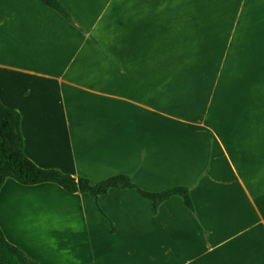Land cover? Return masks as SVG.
<instances>
[{
	"label": "crops",
	"instance_id": "1",
	"mask_svg": "<svg viewBox=\"0 0 264 264\" xmlns=\"http://www.w3.org/2000/svg\"><path fill=\"white\" fill-rule=\"evenodd\" d=\"M59 1L76 25L0 0V102L25 155L92 185L188 187L194 213L110 190L112 232L88 195L6 179V240L36 264H264V0Z\"/></svg>",
	"mask_w": 264,
	"mask_h": 264
},
{
	"label": "trees",
	"instance_id": "2",
	"mask_svg": "<svg viewBox=\"0 0 264 264\" xmlns=\"http://www.w3.org/2000/svg\"><path fill=\"white\" fill-rule=\"evenodd\" d=\"M41 2L68 23L76 25L59 0H41ZM20 121L21 115L18 111L0 102V189L6 179H12L26 187L50 183L68 193L86 194L91 198L99 213L108 221L112 232L114 231L113 224L99 205V198L110 190H134L141 198L151 202L154 213L164 202L173 197H179L184 206L194 213L188 187L170 186L160 192H148L135 185L130 175L127 174L111 176L92 185L85 178L73 177L56 169L38 167L23 151L24 138L20 131ZM0 264H36V262L9 243L0 229Z\"/></svg>",
	"mask_w": 264,
	"mask_h": 264
},
{
	"label": "rangeland",
	"instance_id": "3",
	"mask_svg": "<svg viewBox=\"0 0 264 264\" xmlns=\"http://www.w3.org/2000/svg\"><path fill=\"white\" fill-rule=\"evenodd\" d=\"M9 182L11 183V184H16V185H18L17 183H15L14 181H12V180H9ZM19 186V185H18Z\"/></svg>",
	"mask_w": 264,
	"mask_h": 264
}]
</instances>
